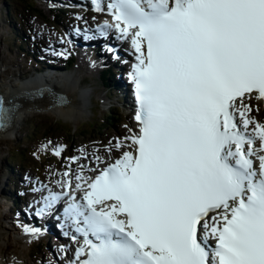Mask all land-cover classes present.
Here are the masks:
<instances>
[{
  "label": "snow or ice",
  "instance_id": "1",
  "mask_svg": "<svg viewBox=\"0 0 264 264\" xmlns=\"http://www.w3.org/2000/svg\"><path fill=\"white\" fill-rule=\"evenodd\" d=\"M106 8L114 23L101 34L113 30L134 50L139 130L110 149L113 163L75 176L81 202L71 179L46 198L45 208L72 201L64 215L82 243L70 264H264V122L250 104L264 103V0ZM17 107L0 97V131Z\"/></svg>",
  "mask_w": 264,
  "mask_h": 264
},
{
  "label": "rangeland",
  "instance_id": "2",
  "mask_svg": "<svg viewBox=\"0 0 264 264\" xmlns=\"http://www.w3.org/2000/svg\"><path fill=\"white\" fill-rule=\"evenodd\" d=\"M10 1L18 3L19 0ZM43 3V0H36L37 6L42 10L45 18H40L34 14H29L26 11H23L24 9L21 7L15 10V13L22 18L23 24H26L28 26L31 34H33L34 31L36 32L37 30H43L49 34H54V25L51 23V21H49L52 19V12L46 9L44 6H41ZM6 4H8L6 0H0V30L2 32L0 45L3 46H1L0 49L3 50L6 67L8 66V70L10 69V72L8 73V75H6L7 80H10L13 83L17 82L15 76H19L21 74L22 76L27 77L33 76L36 73L37 65L31 63V59L21 57V53L18 52L19 46L18 44H14L11 29L9 28V25L11 23L10 21H8L9 16L7 14V11L6 13L3 12V9H6ZM21 25L22 23L18 21V28H20ZM28 28H26L25 31L27 33H29ZM47 40H45V42H47ZM89 64L91 63H89L88 61L84 62L83 64L77 62L76 65L73 66L71 72L63 73L65 75L73 76L74 80L78 82L80 89L86 94V109L85 111H82L81 115L77 114L80 117L71 116L66 118L64 116H55L50 112L27 113V115H29L26 117L27 119L25 118L20 125L18 132L10 133L7 135V137L1 136L0 138V172H2L0 174V180L3 181L4 191L3 195L0 196V212L7 216L8 222L11 224V229L8 230L10 239L14 236L19 235L18 229L10 220L12 211L9 210V207L7 206L8 204L4 200L5 194L9 196L6 189V182L7 180H9V174L11 176V171L7 170L8 167L6 164V159L10 157V151H12L14 147H17L18 145H21L20 147H26L25 154L29 159V164L25 167V170L30 174H33L34 176L42 177L44 180L52 178L47 176L51 175L52 171L55 170L53 168L57 166H59L60 168L59 172H62L63 165L61 164L62 161H64L65 156L72 153L78 154L80 151V147H86L83 149H87L91 153H83L79 156L78 159V163L80 161L83 162L79 163V165L80 169L84 173L86 171L84 167L81 166V164L85 165L88 163V159H85V156L90 157L92 155L93 162H97V155H99L100 152L109 153L110 149L113 148V146L109 147L110 137L116 136L118 133H122L120 131L124 128L123 124H130L131 122L130 116L125 114L123 109H121L117 104L119 96L112 97L111 95L110 100H104L106 90L103 88L102 83L99 79V70L101 69V67L99 69H94L93 71L88 72L91 66H89ZM3 68L4 66H2V69ZM84 78L86 79V83H79V81ZM96 103L98 104V108L95 107ZM113 105L118 106V112L119 115H121L122 122L121 125L119 124V128L117 129V131L115 129H112L110 125L111 132L106 142L102 139H99L98 142L92 141L88 134H85L86 137H83L75 133L71 138H67L69 134L67 135L65 131H55V128L57 129L58 127V121L73 127L74 130L77 129L78 126H81V129L87 128V123L92 121L99 120L100 124L102 125L100 118L106 115V111ZM259 105L260 104L258 103V106ZM259 109V112H256L254 110L253 116L257 118L261 116L260 119L264 122V106H260ZM48 125L53 127V131H51L45 137L44 130H46L45 128H47ZM126 127L129 126L126 125ZM33 133L34 135H32ZM29 135H31V138H29ZM100 142H104L106 144L102 149L99 146ZM115 143L116 142L114 141V145ZM57 149H62L63 160L60 162L58 156L54 154L55 150ZM113 151L115 153V156L119 155V150ZM80 172L81 171H78L77 173L79 174ZM11 177L13 178V176ZM50 243H52V240H50ZM36 245L37 244L35 243L26 245V243H24L18 237V240L14 241L13 244H3V248H6L7 255H16L25 259L26 264H41L38 262V260H36L38 259V257H36L34 254L35 251L33 249ZM44 250L45 249H43L42 251V255L45 256L47 255V253L49 254V251L47 252ZM43 257L39 256L41 260L44 259ZM45 258L46 263L48 264L49 261H47V258L50 259V257L47 256Z\"/></svg>",
  "mask_w": 264,
  "mask_h": 264
},
{
  "label": "bare ground",
  "instance_id": "3",
  "mask_svg": "<svg viewBox=\"0 0 264 264\" xmlns=\"http://www.w3.org/2000/svg\"><path fill=\"white\" fill-rule=\"evenodd\" d=\"M95 34V32H94ZM2 32L0 30V38H1ZM43 37L46 39V35L44 34ZM47 40V39H46ZM49 40V39H48ZM47 40V41H48ZM57 40H61V39H57ZM46 43V42H45ZM2 45H0L1 48ZM3 47V46H2ZM90 56H94V57H105V58H110L113 57V53H109V52H104V53H100L97 52L95 50H92L91 52H88V55L86 57ZM91 65V66H90ZM95 65L96 62H93L91 64H89L90 69L93 71L95 69ZM2 66H4V68L2 69ZM8 67V66H7ZM5 64V60H4V54H3V50L0 49V89L1 92L4 93V95L7 97L9 95V92L18 87L17 82L22 81L23 84H33L35 82H38L39 79H45V77L39 76V77H34L31 76L30 78H28L27 76H15L17 79V82H11L10 80H7L6 75H8V73L10 72V69L8 70ZM59 81V85L58 83H56L58 86H60L59 88H57L55 86V89H59V90H63L66 91L67 96L71 99V104H67L65 105V107L62 108H56L55 110H53V115L55 116H64V117H80L79 115H81L82 111H85L86 109V94L85 92H83L80 87L79 84L76 80H74V77L71 75H66L65 78L57 80ZM81 81H79V83H81ZM55 84V83H54ZM53 84V85H54ZM106 100V99H104ZM107 101V100H106ZM77 107V108H76ZM79 114V115H77ZM29 115V114H28ZM27 114L21 116L20 112L17 111L14 115H13V121L12 124H14V127L11 129L10 132H8L7 134H2L1 136L4 137L10 133H14V132H18V129L20 127V125L22 124V122L24 121V119L28 116ZM27 119V118H26ZM16 121V122H15ZM1 156V153H0ZM1 163V161H0ZM97 162H95L96 164ZM30 174V173H29ZM31 175H27V177L29 178ZM77 183V181H76ZM3 181L0 180V196L3 195ZM7 196V194L4 195V197ZM11 229V224L8 222L7 216H5L3 213L0 212V264H26L25 259L19 257V256H10L7 255L6 252V248H3V244L5 245H10L13 244L14 241L18 240V237L24 242L26 243V245L31 244V239L34 236H37L39 238V240L44 241L45 239H43L44 237H47L49 235H37V232H33V231H27L29 228L27 227V225L25 224V226H23V232L22 230H18L19 231V235L18 236H14L10 239L9 236V232L8 230ZM13 232V231H12ZM55 238H57L60 241H64V239L59 238V236L56 234ZM30 239V241H29ZM60 246L58 244H56L55 246V252H57L59 250ZM46 256H50L48 253ZM48 259V258H47ZM39 263L41 264H45L46 263V259H40L38 257ZM35 260V261H36ZM48 261V260H47ZM53 258L49 261L48 264H53ZM47 264V263H46Z\"/></svg>",
  "mask_w": 264,
  "mask_h": 264
},
{
  "label": "trees",
  "instance_id": "4",
  "mask_svg": "<svg viewBox=\"0 0 264 264\" xmlns=\"http://www.w3.org/2000/svg\"><path fill=\"white\" fill-rule=\"evenodd\" d=\"M8 4H6V9H3V12L6 13L8 11L9 14V20L11 22V33L14 39V43L16 42L17 44H20L23 39L19 36L21 33L19 28L16 27L15 25L17 24L18 21L22 23L23 25V20L22 18L15 13V10L19 7L23 8V11H26L29 14H34L36 16H40L42 18H45L43 15L42 10L37 6L36 0H19L18 3L16 2H11L10 0H6ZM52 12V19L49 20L57 25L63 26V22L61 20L63 16V11H51ZM21 25V26H22ZM32 53V52H31ZM30 54V53H29ZM70 64V63H69ZM45 65V64H44ZM109 78H114L111 72L107 71L106 73H100L99 79L100 82L102 83L103 87H106L107 84H109L108 81ZM96 108H98V104H95ZM95 113V112H94ZM102 125L100 124L99 120L98 121H92L87 123V128H83L81 126H78L77 129L74 130L73 127L68 126L65 123H61L58 121V127L57 129L55 128V131H65V133L68 135L67 138H71L72 135L75 133L79 136L86 137L85 134H88V136L92 140L98 141L99 139L106 140L110 136V125L112 129H117L119 128V124L122 122L121 115H119L118 108L113 105L111 108H109L106 111V115H104L102 118H100ZM44 130V136L46 137L51 131H53V127L48 125L47 128ZM34 135V133L32 134ZM29 138H31V135H29ZM21 145H18L17 147H14L12 151H10V157H8V162H10L11 168L14 171L22 170L25 168L29 163H28V157L26 156V147H20ZM71 151V149H70ZM46 153V152H45ZM41 154V153H40ZM44 249V246L42 243L37 244L34 247V254L36 257H39V255L42 253Z\"/></svg>",
  "mask_w": 264,
  "mask_h": 264
},
{
  "label": "water",
  "instance_id": "5",
  "mask_svg": "<svg viewBox=\"0 0 264 264\" xmlns=\"http://www.w3.org/2000/svg\"><path fill=\"white\" fill-rule=\"evenodd\" d=\"M40 89L44 90L43 95H28L29 93H35ZM57 96L66 98L67 102L63 104L54 103ZM2 97L6 102L11 101L13 104L18 105L13 115L19 111L21 116L33 112L51 113L56 108H62L67 104H71V99L67 96L66 91L55 89V85L49 82H41L34 85H23L21 87L12 89L7 97L5 95ZM12 121L6 130L0 131L1 134H7L11 131V129L14 127Z\"/></svg>",
  "mask_w": 264,
  "mask_h": 264
}]
</instances>
